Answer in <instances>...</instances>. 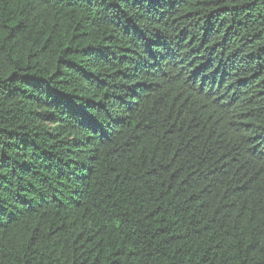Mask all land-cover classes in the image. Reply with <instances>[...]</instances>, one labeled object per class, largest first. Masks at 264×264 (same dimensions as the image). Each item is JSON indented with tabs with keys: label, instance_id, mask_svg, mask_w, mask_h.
Segmentation results:
<instances>
[{
	"label": "trees",
	"instance_id": "obj_1",
	"mask_svg": "<svg viewBox=\"0 0 264 264\" xmlns=\"http://www.w3.org/2000/svg\"><path fill=\"white\" fill-rule=\"evenodd\" d=\"M0 264H264V0H0Z\"/></svg>",
	"mask_w": 264,
	"mask_h": 264
}]
</instances>
